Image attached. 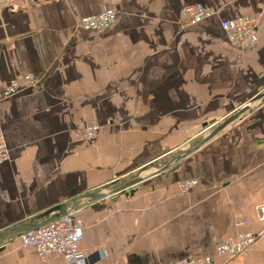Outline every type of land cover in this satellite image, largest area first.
Masks as SVG:
<instances>
[{
    "label": "crops",
    "instance_id": "0c3cea01",
    "mask_svg": "<svg viewBox=\"0 0 264 264\" xmlns=\"http://www.w3.org/2000/svg\"><path fill=\"white\" fill-rule=\"evenodd\" d=\"M190 5L217 15L183 27ZM109 9L117 17L108 27L82 24ZM258 11L257 50L231 46L221 20ZM24 74L42 81L3 98ZM262 94L264 0H0V129L11 152L0 166V231L70 204L85 218L91 263L170 264L259 230ZM247 103L250 110L195 149ZM89 122L101 126L97 138H75ZM186 179L198 180L188 193ZM96 193L103 197H84ZM0 264L40 263L8 234ZM215 264H264V241Z\"/></svg>",
    "mask_w": 264,
    "mask_h": 264
},
{
    "label": "built area",
    "instance_id": "2783aa9c",
    "mask_svg": "<svg viewBox=\"0 0 264 264\" xmlns=\"http://www.w3.org/2000/svg\"><path fill=\"white\" fill-rule=\"evenodd\" d=\"M217 15V11L204 5H190L182 12L181 25L188 27L197 25L204 20ZM263 14L258 11L246 16L234 19L221 20L220 25L225 31L231 46L243 51H255L258 48V32ZM117 11L106 10L98 15L87 16L82 24L89 29L102 30L115 21ZM40 84V78L33 74H24L12 79L2 92L3 98H9L18 92L36 87ZM100 125L97 122H89L84 128L73 131L77 139L94 140L97 138ZM264 146V139L262 142ZM11 152L5 133L0 129V166L10 160ZM198 183L197 179H186L181 182L183 192L188 193ZM260 229L257 231L241 230L234 237H228L220 241L213 254L186 257L170 264H215L217 256H239L249 251L258 241H264V203L257 206ZM243 220L241 224H247ZM85 218L74 211L50 221L36 228L28 229L17 234L22 248L32 249L40 264H49L55 256H61L64 264H93L82 247L85 236ZM5 247V245H2ZM105 259L101 256L100 260ZM109 264V263H103Z\"/></svg>",
    "mask_w": 264,
    "mask_h": 264
},
{
    "label": "water",
    "instance_id": "95a60500",
    "mask_svg": "<svg viewBox=\"0 0 264 264\" xmlns=\"http://www.w3.org/2000/svg\"><path fill=\"white\" fill-rule=\"evenodd\" d=\"M264 94H262L261 97H263ZM250 104L247 103L244 106H242L239 110H237L232 116H230L229 118H227L222 124H220L219 126H217V128L207 137L205 138L195 149L199 148L201 145H203L206 141H208L209 139H211L213 136H215L218 132H220L222 129H224L227 125H229L230 123H232L234 120H236L241 114H243L244 112L250 110ZM187 154L182 155L177 157L174 161H179L181 160L183 157H185ZM172 165V161L169 162L168 164H166L165 166V170L170 168V166ZM144 180V177L142 176H138L136 178H133L131 180H129L128 182H126V184H123L122 186H120L119 188L115 189L113 191V193L115 192H121L127 189L132 188L133 186H136L137 184H139L141 181ZM84 197L87 198H101L103 197L102 194H88L85 195ZM70 204H60L54 208H51L47 211H45L44 213H42L39 217L38 220H40V222H34L31 221L28 224L22 225V226H17L15 228L9 229V230H3L0 231V236L2 235H8V234H18L22 231L28 230V229H32V228H36L38 226L44 225L50 221L56 220L64 215H66L67 213L70 212ZM56 213V216H54L53 218H48L51 214ZM42 220V221H41Z\"/></svg>",
    "mask_w": 264,
    "mask_h": 264
},
{
    "label": "rangeland",
    "instance_id": "374dc122",
    "mask_svg": "<svg viewBox=\"0 0 264 264\" xmlns=\"http://www.w3.org/2000/svg\"><path fill=\"white\" fill-rule=\"evenodd\" d=\"M186 7H189V6H186ZM186 7H185V8H186ZM185 8H184V9H185ZM184 9H183V10H184ZM182 12H183V11H182ZM192 26H193V25H192ZM41 81H42V80L40 79V82H41ZM193 187H194V186H193ZM191 189H192V188H191Z\"/></svg>",
    "mask_w": 264,
    "mask_h": 264
},
{
    "label": "bare ground",
    "instance_id": "6f19581e",
    "mask_svg": "<svg viewBox=\"0 0 264 264\" xmlns=\"http://www.w3.org/2000/svg\"><path fill=\"white\" fill-rule=\"evenodd\" d=\"M37 87V86H36Z\"/></svg>",
    "mask_w": 264,
    "mask_h": 264
}]
</instances>
